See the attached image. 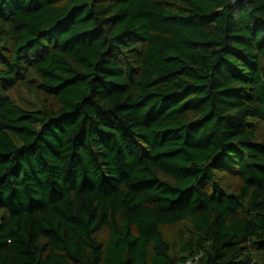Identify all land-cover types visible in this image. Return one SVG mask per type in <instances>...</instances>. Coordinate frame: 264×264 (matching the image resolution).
<instances>
[{
    "label": "trees",
    "instance_id": "obj_1",
    "mask_svg": "<svg viewBox=\"0 0 264 264\" xmlns=\"http://www.w3.org/2000/svg\"><path fill=\"white\" fill-rule=\"evenodd\" d=\"M187 262L264 264V0H0V264Z\"/></svg>",
    "mask_w": 264,
    "mask_h": 264
},
{
    "label": "rangeland",
    "instance_id": "obj_2",
    "mask_svg": "<svg viewBox=\"0 0 264 264\" xmlns=\"http://www.w3.org/2000/svg\"><path fill=\"white\" fill-rule=\"evenodd\" d=\"M226 181L232 182L234 181V178L232 177H226ZM177 229L178 227H170V228H165L164 232H165V236L171 241L175 238V235L177 233ZM103 233H101L99 236L100 238L103 237Z\"/></svg>",
    "mask_w": 264,
    "mask_h": 264
},
{
    "label": "built area",
    "instance_id": "obj_3",
    "mask_svg": "<svg viewBox=\"0 0 264 264\" xmlns=\"http://www.w3.org/2000/svg\"><path fill=\"white\" fill-rule=\"evenodd\" d=\"M190 262H187V263H185V264H189Z\"/></svg>",
    "mask_w": 264,
    "mask_h": 264
}]
</instances>
